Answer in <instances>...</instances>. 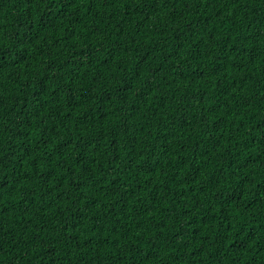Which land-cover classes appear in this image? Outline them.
Masks as SVG:
<instances>
[{
  "label": "trees",
  "instance_id": "obj_1",
  "mask_svg": "<svg viewBox=\"0 0 264 264\" xmlns=\"http://www.w3.org/2000/svg\"><path fill=\"white\" fill-rule=\"evenodd\" d=\"M0 264H264V0H0Z\"/></svg>",
  "mask_w": 264,
  "mask_h": 264
}]
</instances>
